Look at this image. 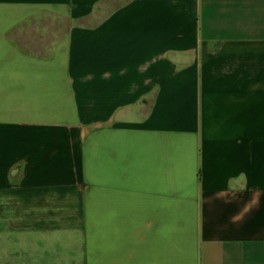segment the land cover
Segmentation results:
<instances>
[{
    "label": "crops",
    "instance_id": "1",
    "mask_svg": "<svg viewBox=\"0 0 264 264\" xmlns=\"http://www.w3.org/2000/svg\"><path fill=\"white\" fill-rule=\"evenodd\" d=\"M1 249L264 264V0H0Z\"/></svg>",
    "mask_w": 264,
    "mask_h": 264
},
{
    "label": "rangeland",
    "instance_id": "2",
    "mask_svg": "<svg viewBox=\"0 0 264 264\" xmlns=\"http://www.w3.org/2000/svg\"><path fill=\"white\" fill-rule=\"evenodd\" d=\"M10 253L7 249H1V252H0V263L2 264L3 261H7L9 260L11 257H10ZM13 256V255H12ZM48 260V263L49 264H63L64 262H66L65 260V253L64 252H61L59 254H51ZM57 257H60L61 258V261L57 259Z\"/></svg>",
    "mask_w": 264,
    "mask_h": 264
}]
</instances>
